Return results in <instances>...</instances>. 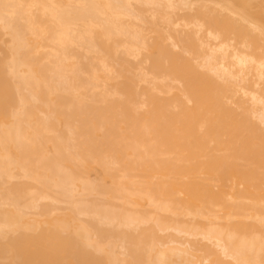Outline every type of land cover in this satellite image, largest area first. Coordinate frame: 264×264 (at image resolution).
I'll list each match as a JSON object with an SVG mask.
<instances>
[{"label": "bare ground", "instance_id": "1", "mask_svg": "<svg viewBox=\"0 0 264 264\" xmlns=\"http://www.w3.org/2000/svg\"><path fill=\"white\" fill-rule=\"evenodd\" d=\"M246 9V3L236 5L232 0H0V53L1 51L3 53L0 55V177L9 181L22 174L25 178H30H24V181L33 180V184L40 182L46 188L53 189L49 193L57 188L55 190L59 191V195L61 193L64 195L65 198L62 194L60 196L63 200H71L72 204L71 202L69 204L76 206L78 201L72 199L82 196L83 191L85 194L87 191L95 192V190L91 192V188H98L97 193L104 190L106 184L102 183L103 190H99L101 184L100 187L94 185L96 182L92 186L93 182L90 181L93 178L92 170L103 164L106 167L107 162L113 161L110 158H113L114 163L120 164L122 169L119 171L116 165L115 169L112 162L110 165H113V168L110 169L113 170L111 169L110 173L109 169L107 170L110 165L107 164L106 168L102 167L108 171L105 172L106 177L107 175L111 177V181L114 182L112 184L115 185L120 176L117 174L124 171L127 179L122 178L127 181L118 189L120 176L115 185L116 189L112 185L109 188L111 195L108 194L105 198L109 199L114 191L120 190V197L123 196L121 199L125 198L126 202L133 206L137 217L123 222L125 217L121 221L120 213L116 211L119 213L116 214L113 211L115 209L109 207L115 214L109 211L116 218L118 215L119 220L114 216L109 218L107 216H111L109 212L106 216L102 214L103 219L100 217V222L108 223L110 219L109 224L116 220L117 227L130 223L140 225L149 222L152 215L156 214L158 217L156 221L161 225V229L157 228L168 232L170 229L176 230L180 235H186L187 239L190 236H198V243H190L186 237L183 238L185 241H182L169 236L171 239L166 240L167 243L160 242V245V239L158 241L152 234L145 235L148 231L152 233L153 224L150 229L148 227V231L142 229L145 231L142 234L149 236L147 239L150 236L155 238L154 242L152 240L153 243L150 239L146 240L150 243L146 257L144 252V255L141 253L143 251L141 249H144L142 244L146 245L147 242L140 240L142 243L135 245L140 238L137 236L138 240L135 241L133 237L132 243H128L130 248H127L128 245H125L126 248L124 246L123 256H126V252L127 257H130L122 259L113 250L107 251L106 264H264V52L262 54L255 52L260 46L255 35L258 33L264 38V19L261 21L256 16L255 18L249 15ZM183 10L187 12L181 14L183 16L178 15ZM146 12L151 17L144 15ZM146 17L151 18L147 22L150 20L152 23L149 24L148 30L156 31L154 26L156 28L163 26V29L167 28L169 31L165 29L167 37L164 34L161 36L157 28L156 32L160 35H152L150 40L148 35H151V32L147 34L148 31L142 27ZM259 18L261 19V16ZM152 19H157V22L153 23ZM201 32L203 37L199 34ZM196 35L201 37H195ZM4 37L7 39L4 40ZM116 37L122 39L117 40ZM115 39L116 42L119 41L117 42L119 46H122L121 50L124 49L123 52H126L125 55L136 60L131 66L129 60L123 59L131 66L126 67L123 74L119 72L122 79V75L127 79L125 83L121 82L123 80L116 83L115 78L119 76L115 75L116 72L112 74L115 68L114 66L112 69L114 65L112 61L115 60L109 62L119 48ZM165 39L172 42L173 49H175L173 46H179L181 43L183 48L178 49H182L183 54L169 49V45L164 42ZM75 43L76 45L78 43V49L82 46L81 48H85L84 52H93L99 57L95 56L99 60L97 64L101 71L92 70L91 77L86 76L89 78L87 82L81 79L82 68L80 70L73 68L74 55L68 48L73 47ZM2 44L5 47L4 45L2 47ZM70 44L73 45L69 46ZM100 51L105 54L102 55ZM110 52H113L112 55ZM184 52L191 56L184 57L186 55ZM121 53L117 54L120 56ZM81 60L83 62L84 59L80 57L79 63ZM119 65L123 64L118 62L116 66ZM146 65L150 68L152 79L151 76L148 78L149 71L145 72ZM204 68L208 71L203 72ZM133 69L140 75L139 84L136 78L134 79L137 82L129 79L131 73H135ZM103 70L107 74L102 72ZM141 82L145 84L150 82L153 87L149 88L146 85L147 88L144 85L143 90L140 87L139 91L135 87ZM176 82L182 87L179 85L180 88L177 87ZM89 85L90 90H93L92 96L95 92L101 94L102 91L104 97H109V94L115 97L119 94L123 98L120 97L119 101L118 99L112 101V98L105 101L102 94H99L98 97L103 101L98 100L102 101L101 103L106 102L104 106L102 105L103 108L99 107L101 105L97 96L93 97H96L95 101L99 105L97 107L88 105L84 101L86 97L81 87L89 88ZM154 89L167 96H157L153 93ZM25 90L28 91V95ZM60 90L61 94L67 90L73 95L71 106H68L69 103L63 95H58L55 99L53 94ZM90 90L88 92H91ZM143 96L144 99L140 98ZM32 98L39 103L38 106L32 103ZM65 104L66 109L63 108ZM68 107H72L71 111ZM37 109H43L42 111L54 116H64L65 119L61 123H66L68 128L71 126L69 129L74 130L71 131L78 139L77 141L72 138L79 147L75 148L76 146H73L75 143L70 141L72 147L78 151L81 149V152L70 153L71 155L67 153L68 157L64 156L66 150L63 148L67 146L68 141L64 145L62 139L59 142L57 137L49 135L54 128V124L50 123L52 117L49 122L43 120L38 116ZM67 109L70 112L64 113ZM69 135L73 136L71 133ZM49 143H52L54 149H50ZM61 149L64 153L62 157ZM67 149L70 152L75 151L71 147ZM54 150L59 158L51 156L50 152L54 155ZM76 154L81 158L78 160H82V165L79 164L82 166L81 169L77 162L76 165L73 163L76 161L73 158ZM107 158L112 161L106 162ZM71 159H74L72 167L69 164ZM68 161L69 163L63 165V162ZM65 166L67 168L70 166V171L65 170ZM71 168L75 171H71ZM116 170L119 171L117 174ZM114 173L116 177L113 176ZM136 177L139 179L135 180ZM1 183L4 185L6 182ZM20 183L21 181L19 184L13 183V191L23 190L24 183ZM31 186L34 187L32 184ZM109 189L107 188V192ZM31 190H33L31 194L28 193ZM31 190H27L28 195L35 194L36 190L33 188ZM38 190L41 195L36 192L38 196L36 199L47 200V197L52 199L51 194H48L49 190L44 188L47 193H44V190L41 193L39 188ZM105 190L103 191L105 194H100L106 195ZM118 192L113 194L116 199H120L117 196ZM5 198L7 199L6 196ZM5 198L0 200V210L3 208L2 205L7 203L6 200L1 202ZM20 199L22 202L21 197ZM33 199L35 197L28 198L34 202ZM108 199L107 202L110 203ZM121 199L118 202H114L113 199L111 206L119 205L120 209L122 205L117 203L123 202ZM25 203L24 209L27 207L32 211L39 208L37 203L36 208L35 203L28 204L30 208ZM11 204L14 205L15 212L6 210L5 205L6 209L0 211V231L6 233L16 230L17 233L23 227L20 231L24 233H18L19 235L11 239L8 245L1 247L0 252H12L13 261L11 257L9 259L13 264L101 263L100 258H96L95 254L87 250L86 245H91L93 235L90 234L88 225L85 226V221L81 225L85 217L80 221L82 216L80 219L76 216L81 212L80 215L84 216L87 211H82L81 208L80 212L77 211L79 214L75 213L79 221L74 219L75 217L72 218L79 224L78 227L75 225L77 227L75 232L73 231L75 228L70 227V223L67 224V219L65 222L61 220L64 216L58 221L53 218L56 212L53 213L52 209H47L52 213L46 208L41 212L37 211L40 217H48L49 221L45 219V223L43 217L39 218L37 214L30 218L31 212L29 211L27 215L24 211L28 209L23 211V205L18 204L16 200ZM88 205L90 207L91 204ZM145 206H149L150 209H145ZM92 211L91 213L95 215L98 212L96 208ZM91 213L89 212L90 217ZM97 214L101 215L99 212ZM36 217L38 220L34 221ZM51 217L53 221L55 219L54 222L49 219ZM31 219L35 224L29 223ZM91 219L86 221L89 225L93 224L94 219ZM157 222L155 224L159 225ZM47 223L50 225L46 226ZM36 224L39 226L41 224V229ZM67 225H70L71 231L67 232ZM112 228L107 229L110 231ZM27 229L29 231L33 229V232L28 234ZM37 229L39 230L34 234ZM98 229L99 227L97 232H100ZM64 230L67 234L70 232L74 235L64 236L66 233L63 234ZM129 233L131 232L126 235ZM102 237L106 238L105 235ZM201 240L207 241L208 244ZM187 241L190 244H187ZM210 242L212 246L209 245ZM93 243L95 245V241ZM96 246L103 250V246L97 243Z\"/></svg>", "mask_w": 264, "mask_h": 264}, {"label": "rangeland", "instance_id": "2", "mask_svg": "<svg viewBox=\"0 0 264 264\" xmlns=\"http://www.w3.org/2000/svg\"><path fill=\"white\" fill-rule=\"evenodd\" d=\"M226 1H227V0H226ZM228 1H229V0H228ZM232 2L235 3L236 5H239V3H243V2L246 3V4H247V9H246V11L248 12L249 15H251V16H253V17L256 16V17H257L259 20H261V21H262V19H264V10H263L264 8H262V7H264V6H263V4H264V1H263V0H242V1H241V0H232ZM136 6H137V5H136ZM138 7H139V6H138ZM147 12H149V11L147 10ZM147 12H146V14L144 13V15H148L147 17H151V16H149V14H148ZM180 12H181V11H180ZM180 12H179L178 15L183 16V15H181V14H185V12H187V10H186V11L183 10L181 13H180ZM183 12H184V13H183ZM252 13H253V14H252ZM259 15L261 16V19L259 18V17H260ZM258 16H259V17H258ZM147 17H146V21L144 22V24H142V25H144V26H142V27H143L145 30L148 31V32L145 31L147 34H148L149 32H151V35H150V34L148 35L149 38H151L152 35H156V36H157V35H160V34H158L159 32H161V36H163V34H164L165 36L168 35V33H167V32H169L168 29L165 28V29L167 30V32H166V30L163 29V26H162V27H161V26H160V27H157L158 30H159L158 33L156 32V31H157V28H156V26H154V25H153V26L155 27V30H156V31L148 30V29H150V28H149V24L152 25V23H150V22H151V21H150L151 18H148V19H150V20H149V22H147V21H148ZM175 17H176V16H175ZM256 17H255V18H256ZM152 21H153V23H154V21L157 22V19H156V20H155V19H152ZM263 21H264V20H263ZM262 23H263V22H262ZM263 24H264V23H263ZM157 25H158V24H157ZM153 26H152V27H153ZM152 27H151V29H152ZM160 29L165 30V32H164L163 30L161 31ZM153 30H154V29H153ZM155 32H156V33H155ZM162 32H163V33H162ZM153 33H154V34H153ZM202 33H203V32H201V33H199V34L203 37ZM255 34H256V33H255ZM200 35H196L195 37H197V36H198V37H201ZM165 36H164V37H165ZM120 37H121V36H120ZM120 37H119V38H120ZM154 37H155V36H154ZM166 37H167V36H166ZM195 37H194V38H195ZM255 37L258 38V39H256V40H257V43L261 46V47H260V46L257 45L258 48H259L260 50L257 49V51H255V52H256L257 54H262V53L264 52V38H263L260 34L258 35V33H257V35H255ZM4 38H5V37H4ZM6 39H7V38H5L4 40H6ZM116 39H117V37H116ZM116 39H115V42H116ZM120 39H122V38H120ZM120 39H117V40H120ZM150 40H152V38H151ZM167 41H168V42H167ZM117 42H119V41H117ZM117 42H116V44H118ZM164 42H165V44L169 45V49H171L172 51L182 53V49H178V48H183V47H181V46H182L181 43H179V46H173V47L175 48V49H173V48H171L172 45H173V44H171L172 42H170L168 39H165ZM169 42H170V43H169ZM4 44H5V43H4ZM4 44H2V47H3ZM72 45H73V44H72ZM72 45L70 44L69 46H72ZM118 46H119V44H118ZM4 47H5V45H4ZM81 47H82V46H80V49H78V48H79V45H78V43H77V45H76V43H75V44L73 45V47L68 48V51L71 52V54L74 55V57H73V61H74L75 67H74V65H73V68H75V70H77V69L80 70V68H82V70H81V72H80V73H81L80 76L82 77L81 79H82L83 81L86 80V82H87V80L89 79V78H87V77H89V75H90V77H91L92 70H94V69L97 70V69H98V70L101 71V68H100L99 65L97 64V62H99V60H98L99 57L96 56V55H98V54L94 55V53H93L91 50H90V51H91L93 54L90 53L89 51H87V53H86V52H84V49H85V48L83 49V48H81ZM115 47H116V46H115ZM120 47H122V46H119V48L117 47L118 49L116 48V49L118 50V51H116V53L110 52L111 55H112V53H113V56H111L112 58H110L109 55L107 54L108 57L111 59V60L109 59V62L112 61L113 59H114L115 61H116V58L118 59V60L116 61L117 63H115V61H112V63L114 62V65H112V64L110 63V64L113 66L112 69L114 68V66H115L114 70L117 69V71H114V70H113V71H112V74H113L114 72H116V73L118 72V74L115 73V75H118V76H119L117 79L115 78L116 83H118L119 80H120V81L123 80V81H121L122 83H123L124 81L127 80V79L124 77V75H122V76H123V79H122V77H120L121 75L119 74V72H120V73L122 72V74H123V71H125V68H126V67L129 68L128 66H130V65L132 66V64H134L133 62L136 61L135 59L133 60L132 57H130V56H128V55H125L126 52L124 53V52H123L124 49L121 50L122 48H120ZM176 47H177V48H176ZM3 49H4V48H3ZM75 49H76V50H75ZM116 49H115V50H116ZM176 49H177V51H176ZM261 49H262V50H261ZM72 50H73V51H72ZM79 50H80V51H79ZM81 50H82V51H81ZM86 50H87V49H86ZM94 50H95V49H94ZM179 50H180V51H179ZM258 50H259V51H258ZM74 51H75V52H74ZM78 51H79V52H78ZM96 51H97V53H98V50H97V49H96ZM113 51H114V50H113ZM72 52H73V53H72ZM83 52H84V53H83ZM88 52H89V54H88ZM100 52H101V51H100ZM105 52H106V51H105ZM121 52H122V53H121ZM258 52H259V53H258ZM1 53H2V51H1ZM1 53H0V55H1ZM79 53H80L81 56L79 55ZM81 53H82V54H81ZM95 53H96V52H95ZM106 53H107V52H106ZM117 53H121V55L119 56ZM2 54H3V53H2ZM87 54H88V55H87ZM101 54H102V52H101ZM101 54H99V55H101ZM103 54H105V53L103 52ZM103 54H102V55H103ZM114 54H116V55H114ZM182 54H183V53H182ZM184 54H186V55H184V57H185V56H186V57L191 56V55H189L188 53H185V52H184ZM187 54H188V56H187ZM4 55H5V53H4ZM77 55H78V56H77ZM86 55H87V56H86ZM102 55H101V56H102ZM117 55H118V56H117ZM1 56H2V55H1ZM95 56L98 57V58L96 59ZM104 56H105V55H104ZM116 56H117V57H116ZM125 56H127V57H125ZM75 57H76V58H75ZM80 57H81V59H84L83 62H84L85 60L87 61L88 58H89V59H88L87 62H85V64L82 62V60H81L80 63H79ZM105 57L108 58L107 56H105ZM121 57H122V58H121ZM123 57H124V58H123ZM90 58H91V59H90ZM125 58H126L127 60H129L130 65H127V62H128L127 60H124V61H126V62L123 61V59H125ZM78 59H79V60H78ZM92 59H93V60H92ZM94 59H96V62L94 61ZM131 59H132V60H131ZM76 60H78V61H76ZM97 60H98V61H97ZM107 60H108V59H107ZM89 61H91V62H90L91 64L89 63ZM122 61H123V62H122ZM46 62H48V61H46ZM77 62H78V63H77ZM118 62H121L123 65H125V67H124L123 65H121V66H120V65H119V66H116V65H118ZM87 63H88V64H87ZM124 63H126V64H124ZM83 64H84V65H83ZM119 64H120V63H119ZM149 64H150V63H149ZM147 65H148V64H147ZM147 65L145 66V72H148V71H149V74H148L149 77H148V78H150V76H151V79H152V75H150V68H148V67H150V65H148V67H147ZM76 66H78V67H76ZM85 66L88 67V68H86ZM95 66H96V67H95ZM97 66H98V67H97ZM131 66H130V67H131ZM89 67H90V68H89ZM117 67H118V68H117ZM119 67H120V68H119ZM146 67H147L149 70H148ZM123 68H124V69H123ZM200 68H202V67H200ZM86 69H87V70H90V72H87ZM121 69H122V71H121ZM84 70H85L86 72H85ZM119 70H120V71H119ZM130 70H131V68H130ZM130 70H129V71L127 70V72H130ZM133 70H134L133 72H135V73H134L135 75H134L133 73H131L132 76H130V78H129V74H130V73H129V74H127V76H128L129 79H132V80H133L134 78H136V80L138 81L139 78H140V75L138 74V75H139V76H138V75H137L138 72L135 71V69H133ZM199 70H201V69H199ZM201 71H202V70H201ZM204 71L207 72V71H208L207 68H206V69L204 68V69H203V72H204ZM102 72H105V70H103ZM102 72H101V73H102ZM131 72H132V71H131ZM136 72H137V73H136ZM49 73H50V72H48V74H49ZM84 73H85V74H84ZM101 73H100V74H101ZM105 73L107 74V72H105ZM125 73H126V72H125ZM50 74H51V73H50ZM102 74H103V73H102ZM106 74H105V75H106ZM115 75H113V76H114V77H117V76H115ZM86 76H87V77H86ZM125 76H126V75H125ZM134 76H135V77H134ZM85 77H86V78H85ZM132 77H133V78H132ZM138 77H139V78H138ZM119 78H121V79H119ZM124 79H125V80H124ZM129 79H128V81H129ZM151 79H149V80H151ZM54 80H55V79H54ZM134 80H135V79H134ZM136 80H135V81H136ZM147 80H148V79H147ZM149 80H148V81H149ZM14 81H15V80H14ZM56 81H57V80H55V82H56ZM135 81H134V82H135ZM137 81H136V82H137ZM148 81H147V82H148ZM55 82H54V84L57 83V82H56V83H55ZM126 82H127V81H126ZM150 82H151V81H150ZM150 82H149V84H148V83L145 84V82H141L140 85H138V87H135V88H136L137 90H139V91H141V88H140V87H142V90H143L144 85H145V87L148 86L149 88H151V87H153V85H151V83L153 84V82H151V83H150ZM79 83H80V82H79ZM122 83H120V85H122ZM124 83H125V82H124ZM137 83L139 84V81H138ZM137 83H135V84H137ZM142 83H144V84H142ZM176 83H177V82H176ZM176 83H175V84H176ZM178 83H179V82H178ZM178 83H177V87H179V86L182 87V85H180V84H178ZM141 84H142V85H141ZM146 85H147V86H146ZM150 85H151V86H150ZM178 85H179V86H178ZM86 86L88 87V84H87V83H86ZM261 86H263L262 83H261ZM148 87H147V88H148ZM180 87H179V88H180ZM139 88H140V89H139ZM81 90H83V92H84V94H85V97H86L85 100H84V101H86L85 103H88V105L90 104L91 106H95V105H96V107H97V105H99V103L96 102L98 99H100V98H99V97H100V96H99V94H100L99 92L96 93V92H95L96 90H94L95 93H94L93 96H97V100H96V97L94 98V97L92 96V91H93V90H92V89L90 90V85H89V88H86V87H85L84 89H82V87H81ZM89 90H90L91 92H88ZM97 91H100V90H97ZM153 91H154L153 93L156 94V95L159 96V97H163V96L165 97V96H167L165 93L160 92L158 89H154ZM24 92H25L26 94L28 93L27 90H25ZM58 92H60V94H59ZM58 92H56L57 94H56V93L53 94V96L55 97V99H57V96H58V95H61V96L63 95V96L66 98L67 103H69V104H68V106H69V105H70V102H72V97H73V95H71V93H70L69 91H67V90H66V91L64 90V92H63L64 94H61V92H62L61 90L58 91ZM81 92H82V91H81ZM83 92H82V93H83ZM90 93H91V94H90ZM102 93H103V92L101 91V94H102ZM159 93H161V95H160ZM28 94H29V93H28ZM28 94H27V95H28ZM55 94H56V95H55ZM88 94H89V95H88ZM101 94H100V95H101ZM117 95H119V94H117ZM117 95H116L115 97H114V95H112L113 97H111V95L109 94V97H104V95L102 94V97L105 98V101H106V100H109L110 98H112V101H113L114 99H115V100L118 99V101H119V99L121 100L120 97H122V95H119L118 98H116ZM98 96H99V97H98ZM107 98H108V99H107ZM122 98H123V97H122ZM140 98H143V99H144L145 96L140 97ZM55 99H54V101H55ZM32 100H33V98L31 99V101H32ZM58 100H59V98H58ZM95 100H96V101H95ZM100 100L103 101V99H100ZM140 100H142V99H140ZM54 101H53V102H54ZM56 101H57V100H56ZM56 101H55V102H56ZM87 101H88V102H87ZM98 101H99V100H98ZM102 101H101V102H102ZM105 101H104L103 103H101V102L99 101V102H100V105H101V106H99V107H102V105L104 106L105 103H106ZM55 102H54V103H55ZM95 102H96L97 104H96ZM107 102H108V101H107ZM32 103H33L34 105H35V103H36V106L39 105V103L37 104V102H35L34 100L32 101ZM57 103H58V102H57ZM57 103H56V104H57ZM65 105H66V106H65ZM65 105H63V106H64L63 108L67 107V104H65ZM70 106H71V105H70ZM106 106H107V105H106ZM27 107H29V106H27ZM61 108H62V106H61ZM68 108H69V107H68ZM71 108H72V107H71ZM71 108H69L70 111H71ZM102 108H103V107H102ZM104 108H105V107H104ZM143 108H144V107H143ZM65 109H66V108H65ZM37 110L39 111V113H37V114H39L38 116H39L40 118H43V120L46 119L47 122H49L50 118L52 117L51 120H50V123H53V124H54V128H53V130L49 133V135H51V136L54 135V137H57V138H58L57 140H59V142H61V139H62V141L65 142V143H63L64 145H66V141H68L67 146H64V145L61 143L62 146H64L63 150H64V149L66 150V154L64 155V153L62 152V149H61L60 154L63 153V154L61 155V157H62L63 155L66 156V157H68V154L71 155V154H73V153L75 154V152H76V153L81 152V149H80V151H78V149L75 150V148H78L79 146L77 147V144H76L75 141H74V140L77 139V138H75V136H74V132H72V131H74V130L71 129V130H72V131H71V130L69 129L71 126H69V128H68V125H67L66 123H64V122L61 123V122L64 121V119H65L64 116H56V115L54 116V115H52L51 113L49 114V113L46 112V111H45V112L42 111L43 109H42V110L37 109ZM61 110H64V109H61ZM67 110H68V109H67ZM67 110H65V111H67ZM69 110H68L67 112L64 111V113H69V112H70ZM55 117H56V118H55ZM61 117H62V118H61ZM58 118H59V119H58ZM60 120H61V121H60ZM72 120H73V119H71V124L73 123ZM74 121H76V120L74 119ZM256 122L258 123L259 121H256ZM75 123H76V122H75ZM75 123H74L73 125H75ZM64 124H66L67 126L64 125ZM77 124H78V122H77ZM73 125H72V126H73ZM259 125L261 126L262 124H259ZM75 126H76V125H75ZM73 127H74V126H73ZM73 127H72V128H73ZM263 127H264V125H263ZM69 130H70V131H69ZM69 132H70L71 134H73V136H72V135H69V134H70ZM101 133H102V132H101ZM62 135H63V136H62ZM67 136H68V137H67ZM76 136H77V135H76ZM60 137H61V138H60ZM62 137H63V138H62ZM64 137H65V138H64ZM73 137H74V138H73ZM68 138H69V140H68ZM72 138H73L74 140H73ZM63 139H64V140L66 139V140L64 141ZM71 139H72V140H71ZM99 139H100V138H99ZM70 141H71L73 144H74V143H75V144H74V145L71 144ZM77 141H78V139H77ZM69 142H70V143H69ZM68 144H69V145L71 144V145L68 146ZM72 145H73L74 147H75V146H76V147L74 148V147H72ZM49 146H50V149L53 148V147H52V143H49ZM65 147H66V148H65ZM67 147H68V148L71 147V149L74 148V149H72V150H75V151L70 152V150L67 149ZM53 149H54V148H53ZM53 149H52V150H53ZM52 150H51V151H52ZM65 150H64V151H65ZM72 150H71V151H72ZM77 151H78V152H77ZM67 153H68V154H67ZM70 153H71V154H70ZM50 154H51V156H55V157L59 158V157H58L59 155L55 152V150L53 151V154H54V155H52V152H50ZM56 155H57V156H56ZM79 155H80V153H79ZM71 157H72V156H71ZM106 157H107V156H106ZM73 158H75L76 161H74V159H71V160H69L70 163H69V161L66 162V163L63 162V165L69 163L70 166L72 167V161H74L73 163H74L75 165H76L75 162H77V165H78V166L82 165V164H81V163H82V160H81V161L78 160V159H81L80 156H79V158H78V154H76V157L73 156ZM109 158H110V156H109ZM109 158L105 159L106 162H107L108 160L112 159L113 161H112V160H110V161H112V162L114 163V159H113V158H110V159H109ZM78 161H79L80 163H79ZM112 162H107V164L110 165V163L112 164ZM79 164H80V165H79ZM100 164H101V163H100ZM107 164H106V167H107ZM101 165H102V164H101ZM115 165L119 168V171H120V169H122V166H121L120 164L114 163V167H115ZM70 166H68V167L70 168ZM94 166H96V165H94ZM103 166H104V164H103L102 166H100V165H99V166H96V167L94 168V170H92V171H93V175H92L93 178L91 179V177H90V179H91L90 181L93 182V183H92V186L96 185V187H98V186L100 187V184H101V187L99 188V190H100V189L103 190V187H104L103 184H104V185L106 184L105 187H104V190H105V188H106L105 191H106L107 194H106V195H101V194H105V193H103L104 190L101 191V192L98 191V192H100L101 194H100V193H97V189H98V188H96V189H95V188H91L90 191L92 192V190H95V192L90 193L89 191H87L88 187L86 186V187H87V189H86L87 192H85V194H84V191H83L82 196L80 195V197L78 196L79 198H74V199H72V201H73V200H74V201H78V203L76 204V206H75V204H73V206L69 204V203L71 202V200H66V201L63 200L64 195L61 193V194L63 195V197H60L61 194L59 195V193H58L59 191H58V190H55V189H57V188H54V191H53V192H56V191H57L56 193H54V194H53V192H52V193H49V192H51L53 189L51 190V189L46 188V187H45L44 185H42V183H40V182H38L37 184L40 185V186H43L45 189L49 190V191H48V194H49V195L51 194V196H53V197L50 196V198H52V199L54 198V199H56V200L53 199V201H52V199H49L48 197H47V200H43V199H42V200H41V199L39 200V199H36V198H38V196L36 195V192H37L38 194H40V191H39V190L37 191V189L39 188V189L41 190V193H43L44 188H42V187H40V186L38 187L37 184H33V182H32L33 180H31V181H26V180H25V181H26V182H25V181H24V178H25V177L22 176V174H18V175H16L15 177H17V178H15V180H12V179H11L12 181H11V180L7 181L6 178H5V180H6V181H5V180H4V177H3V178L0 177V179H1V181H0V188H1V189H0V197H1L0 200H2V198H5V196L7 197V199H9V200H7V199L5 198V199H3V201H1V202H5V200H6V202H7L8 204H7V203L4 204L5 207L7 206V209L4 207V205H2L3 208H1L0 211H2L3 209H6V210H12V211L15 212V211H16V210H15V207H14V205L11 204L14 200H16L17 203L20 204V205H21V204L23 205L25 202L27 203V204L25 203L26 205H28V204L31 205V204H34V203L37 201L36 203H37V206H39V208H38V207L36 208V203H35L34 206H35L36 209L32 210L33 212L30 211L27 207H26V208L28 209V211L25 210V209H26V208L24 209V206H25V205L22 206V207H23L22 210H23V211L25 210L24 212H27V215H29V213L31 212L32 214L30 213V215L32 216V215H34V214H37V211H39V210H40L39 212H41V210L43 211L44 208H46V210H47L48 208H49V209H52L51 211H52L53 213L56 212V213H55V216H57L58 219H57V217H55V216H54L53 218H55V219L58 221L59 219H61V218L64 216V217H63L64 219H61V220H64V222H65V219H67V221H66L67 224H68V223L71 224V226H70V225H67V228H68L69 226L75 228L73 231H75V230L77 229L78 225H79V224L77 223V222L79 221V220L77 219V217L80 219L81 216H82V218L80 219V221L85 217V218L88 219V220H86V219L84 218V219L82 220V222H81V225H82V223H84V221H85V223H84L85 226L88 225L87 228L89 229L90 234L93 235V236H92L93 238L91 237V238L93 239L92 241H93V242L95 241V245H94V243H93L92 241H91V245H88V244L86 245V246H87V250L89 249V250H88L89 252H91L93 255L95 254L94 256H95L96 258H100L102 264H106V262H107V261H106V255L108 254L107 251H111V250H113L117 255H119L118 257H120V258H122V257H123V258H125V257H126V258L130 257V256L127 257L126 252H125V255H126V256H123V255H124L123 252L125 251V248H126L127 245H128L127 248H128V247L130 248L129 244L132 243L131 240H132L133 237H134L135 241L138 240V238L140 237L139 240H138V242H135V245L138 244V243H139V244L142 243V242H139L140 240L143 241V242H144V241L147 242V241L150 239V242L153 243V242L155 241V240H154L155 238H157L158 241H159V239L161 240V241H159V244H160V242H165L166 240H168V239H169V236H171V238L175 237V239L182 240V241H185V240H184V239H185L184 237H186V239H187V236H186V235H185V236H182V234L180 235V233H179L178 231H176V230H171V229H170L169 232H168V231H165V230H164V231H163V230H160V229H161V225H160L159 221H158V222L156 221V219L158 218V217L156 216V214H155V215H154V214L152 215L153 217L155 216L154 218H153L152 216H151V217H152V219H155L154 221L157 222L160 226L157 225V224H155V222L152 221V219L149 220V222H143V224H140V225L137 224V223H130V224L125 225V226H124V225H121V226L118 225V227L115 226V224L117 223L116 220H115L114 222L112 221L114 224H113V223H110V224H109L110 219H109V222H108V223H107V221H101V222H100V217L102 216V214H105V216H106V215L109 214V212L112 211L113 209H115V210H113V211H114L116 214H119V213H120L119 215L121 216V218H120V220L122 219L121 221H123V220L125 219L123 222L128 221L130 218L137 217L136 213H134L133 206H132L131 204H129V202H126V199H125V198H124L125 201H124V199H121L123 196L120 197V190H116V191H119V192H118L119 195H117V196L120 197V199H121L123 202H125V203H123V202L120 201L119 203H117V205H118V204L122 205L121 208H120L121 210L118 208L119 205H118V207H115L114 205L111 206V205H112L111 202H112L113 199H114V200H113L114 202H116V201L118 202V200H120L119 198L116 199V198L113 197V194H115L116 191H114L115 193L112 194V197H113V198H112L111 196H109V199L107 198L108 201H111V202H110L111 204H110L109 202H107V199H106L105 197H108V196H107L108 194L111 195V194L109 193V192H111V191H110L111 189H109V188H111L112 185H113L114 188L116 189L115 185H116V182H117V180L119 179V177L121 176V178H122V177H123V178L125 177V179H127V178H126V175H127V174L125 175V172L122 171V170H121V171H122V172H121L122 174H120V173L117 174V172H119V171L116 170L115 172H116L117 176H119V175H120V176L117 178V180H116V182H115V185H114V184H112L113 180L111 181V179H110L111 177H108V175H107V177H106V175H105V172H108V171H109V172L111 173V171L113 170V169H112V168H113V167H112L113 165H112V166L110 165L109 168L107 167V170L109 169L108 171H107V170H104V169L102 168ZM75 167H77V166H74V168H75ZM104 167H105V166H104ZM106 167H105V168H106ZM110 167H112V168H111L112 170L110 169ZM69 168H67V166L64 167L65 170H66V169L68 170ZM74 168H73V170H72V168H71V171H75ZM81 168H82V166H80V169H81ZM77 169L80 170L79 168H77ZM115 169H116V167H115ZM78 170H76V171H78ZM69 171H70V169H69ZM92 171H91V173H92ZM123 173H124V176H122ZM107 174H108V173H107ZM116 174L114 173L113 176H115ZM132 174H133V173H132ZM134 174H136V173L134 172ZM109 176H111V175H109ZM128 176H129V175H128ZM20 177H22V178H20ZM115 177H116V176H115ZM121 178H120V181L122 182V185H121V182L118 181V182H120V184L118 183V186H117V188L119 187L118 189H120V187L123 186V182H124V181H125V182L127 181V180H124L123 178H122V179H123V181H122ZM2 179H3L4 181H3ZM25 179H30V178H25ZM113 179H115V178H113ZM136 179H139V178L136 177L135 180H136ZM10 181H11L12 184L9 183ZM20 181H21L20 184L24 183V184H23V188H22L23 190H22L21 192H15V191H13V186H14V184H19ZM104 181H105V182H104ZM114 181H115V180H114ZM1 182H3V183L6 182V183L3 185ZM7 182H8V183H7ZM27 182H28V183H27ZM30 182H31V183H30ZM34 182H36V181H34ZM95 182H96V183H95ZM125 182H124V183H125ZM13 183H14V184H13ZM29 183H30V184H29ZM39 183H40V184H39ZM94 183H95V184H94ZM102 183H103V184H102ZM113 183H114V182H113ZM31 184H32L34 187H32ZM90 184H91V183H90ZM93 184H94V185H93ZM125 184H126V183H125ZM6 185L9 186V187H7ZM11 185H12V187H10ZM27 185H28V186H27ZM110 185H111V186H110ZM119 185H120V186H119ZM1 186H4V187H1ZM5 186H6V187H5ZM26 186H27V187H26ZM29 186L36 190V192H35L34 195H33V194L30 195L31 192H32L33 190H31L32 188H30ZM88 186H90V185H88ZM125 186H126V185H125ZM37 187H38V188H37ZM132 187H133V186H132ZM7 188H8V189H7ZM10 188H11L12 191L9 192V189H10ZM36 188H37V189H36ZM51 188H52V187H51ZM107 188L109 189L108 192H107ZM28 189H29V191H30V190H31V191L28 192V191H27ZM79 189H80V188H79ZM89 189H90V188H89ZM128 189H130V188H128ZM7 190H8V191H7ZM47 190H46V191L44 190V191H45L44 193H47ZM113 190H114V189L112 188V191H113ZM126 190H127V189H126ZM79 191H80V190H79ZM13 192H14V193H13ZM27 192L30 193V194H29L30 196L28 195ZM88 192H89V193H88ZM121 192H123V191H121ZM12 193L15 194V195H13ZM26 193H27V194H26ZM86 193H87V194H86ZM111 193H112V192H111ZM52 194H53V195H52ZM55 194H57L56 197L54 196ZM80 194H81V193H80ZM88 194H89V195H88ZM116 194H117V193H116ZM122 194H124V192H123ZM16 195H17V196H16ZM19 195H20V196H19ZM35 195H36L37 197H36ZM40 195H41V194H40ZM40 195H39V196H40ZM78 195H79V194H78ZM124 195H125V194H124ZM22 196H23V197H22ZM24 196H26V198H24ZM33 196L35 197V199H33V200H35V201H34V202L29 201L28 198H31V199H32V198H34ZM58 196H59L60 200H59V198L57 199ZM13 197H14V198H13ZM20 197L22 198V202H24V203H22V202L20 201V200H21ZM75 197H76V196H75ZM83 197L85 198V201H84V198H83ZM110 197H111V200H110ZM61 198H62V199H61ZM64 198H65V197H64ZM11 199H12V200H11ZM26 199H27V200H26ZM77 199H78V200H77ZM115 199H116V201H115ZM61 200H62V201H61ZM27 201H29V202H27ZM54 201H55V202H54ZM57 201H58V202H57ZM68 201H69V202H68ZM91 201H92V202H91ZM31 202H32V203H31ZM40 202H41V204H40ZM63 202H65V203H63ZM67 202H68V204H67ZM95 202H97V203L94 204ZM74 203H75V202H74ZM39 204H40V205H39ZM71 204H72V202H71ZM88 204H91L90 207H88V206H89ZM92 204H94L95 207H94ZM98 204H99V205H98ZM100 204H101V206H100ZM102 204H104V205H102ZM108 204H110V205H108ZM29 205H28V206H29ZM43 205H44V206H43ZM45 205H46V206H45ZM67 205H68V206H67ZM129 205H130L131 207H130ZM69 206H70V207H69ZM71 206H72V208H73V211H72ZM74 206H75V207H74ZM30 207H31V206H29V208H30ZM57 207H58V209H57ZM91 207H94V209L91 208ZM109 207H110V209H112V210H110ZM114 207H115V208H114ZM145 207H146L145 209L148 210L149 206H145ZM40 208H41V209H40ZM53 208H54V211H53ZM81 208L83 209L82 211H85V212L87 211L88 214H87V213H86V214H87L88 216H87L86 214H85L84 216H83V215H80L82 212H81L80 214L78 213V212L81 211ZM87 208H88V209H87ZM95 208H96V210H97L101 215L98 216V214H97L98 212H96V215L93 213V214L96 216V217L94 218V217H93V214L91 213V211H92V210L95 211ZM91 209H92V210H91ZM104 209H105V210H104ZM131 209H132V210H131ZM149 209H150V208H149ZM78 210H79V211H78ZM106 210H107V211H106ZM109 210H110V211H109ZM118 210H120V211H118ZM122 210H123L124 212H123ZM3 211H4V210H3ZM29 211H30V212H29ZM47 211H50V210H47ZM51 211H50V212H51ZM77 211H78V212H77ZM93 211H92V212H93ZM113 211H112V212H113ZM116 211L119 212V213H117ZM121 211H122V213H121ZM35 212H36V213H35ZM52 212H51V213H52ZM89 212L91 213V216H92V217L89 216ZM105 212H106V213H105ZM112 212H110L111 216H110V215H107L109 218L114 216V215L112 214ZM114 212H113V213H114ZM75 213H76V214L78 213L80 216H79V215H76ZM115 213H114V214H115ZM11 214H12V213H11ZM58 214H59V215H58ZM69 214H70V217H69ZM121 214H122V215H121ZM126 214H127V215H126ZM53 215H54V214H53ZM53 215H52V216H53ZM67 215H68V216H67ZM71 215H72V217H71ZM75 215H76L77 217H75ZM149 215H150V214H149ZM38 216H39V215L37 214V217H38ZM103 216H104V215H103ZM29 217H30V216H29ZM34 217H35V215H34ZM37 217L35 218L34 221L38 220ZM42 217H43V216H42ZM42 217L39 216V218H42ZM66 217H67V218H66ZM74 217H75V218H74ZM114 217L116 218V216H114ZM123 217H125V218L123 219ZM30 218H33V216L30 217ZM51 218H52V217H51ZM51 218H49V219H50L51 221H53V218H52V219H51ZM72 218L77 219L78 221H75V220L72 219ZM90 218H92L91 220L94 219V220H93V224H91V225H89V222H86V221H90V220H89ZM98 218H99V219H98ZM118 218H119V217H118V215H117V218H116V219H118ZM45 219L48 220V217H47V218H44V217H43V219H42V220H44V222L46 223V220H45ZM55 219H54V221H55ZM97 219H98L99 222L97 221ZM102 219H103V218L101 217V220H102ZM105 219H106V218H105ZM27 220H29V218H27ZM31 220H32V219H31ZM31 220L29 221V223H32V222H33V220H32V221H31ZM39 220H41V219H39ZM106 220H107V219H106ZM118 220H119V219H118ZM157 220H158V219H157ZM48 221H49V220H48ZM54 221H53V222H54ZM57 221H56V222H57ZM69 221H70V222H69ZM96 221H97V222H96ZM150 221H152V223H150ZM27 222H28V221H27ZM53 222H52V223H53ZM64 222H63V224H65ZM115 222H116V223H115ZM33 223L35 224V222H33ZM40 223H41V222H40ZM59 223H60V221H59ZM94 223H95V224H94ZM141 223H142V222H141ZM145 223H146V224H145ZM48 224H49V223H47L46 226H47ZM56 224H58V223H56ZM86 224H87V225H86ZM99 224H100V225H99ZM112 224H113V228H112V226H111ZM151 224H152V225H151ZM153 224H154V226H153ZM32 225H33V224H32ZM36 225H38V224H36ZM36 225H35V226H36ZM43 225H44V228H45V227H46L45 224H43ZM49 225H50V224H49ZM75 225H76L77 227H75ZM92 225H94V226H92ZM108 225H109V226H108ZM116 225H117V224H116ZM134 225H135V227H134ZM156 225H157V226H156ZM40 226H41V224H40ZM40 226L38 225V227H40ZM90 226H91L92 228H91ZM105 226H106V227H105ZM114 226L116 227V229H115ZM119 226H120V227H119ZM142 226L145 227V228H142ZM146 226H147V228H146ZM151 226H153L154 228H151ZM41 227H42V226H41ZM41 227H40V229H41ZM48 227H49V226H48ZM65 227H66V226H65ZM70 227H69V229L66 228L67 232L72 230ZM98 227H99L98 230H100V232H99V231L97 232V228H98ZM136 227H137V228H136ZM139 227H140V228H139ZM148 227H149V229H150V228L152 229V233H150V231H148V230H149ZM157 227H159L160 229L157 228ZM22 228H23V227H22ZM22 228H21L20 230H23ZM90 228L92 229L91 231H90ZM94 228H95V230H94ZM107 228H108V229H111V228H112L113 231H112V230L108 231ZM155 228H156V229H155ZM34 229H35V228H34ZM104 229H107V230H104ZM142 229H144V230H146V231H148V232L145 233V231H143ZM20 230H18L19 232L17 231V233H16V230H15V232H14L13 230H10V231H7L6 233H3L2 231H0V250H1V247H2V246H6V245H8V244L10 243L11 239L15 238L16 235L18 236V235H19L18 233H20V234H21V233H24V231L21 232ZM27 230H28V234H30L29 232H31L33 229H32V230L30 229V231H29V229H27ZM27 230H26V233H27ZM38 230H39V229H37L36 232H34V234L37 233ZM66 230L63 231V234L66 232ZM128 230H129V231H128ZM130 230H131V231H130ZM137 230H138V231H137ZM141 230H142L143 232H141ZM167 230H168V229H167ZM101 231H104L105 234H104V232H101ZM153 231H155V232H153ZM162 231H163V232H162ZM32 232H33V231H32ZM67 232L64 234V236L69 235V234H70V236L74 235L73 233H70V232H69V234H67ZM75 232H76V231H75ZM75 232H74V233H75ZM128 232H131V233H129V235H128V234L126 235V233H128ZM138 232H139V234H141V236H143L144 238L141 237V236H139ZM140 232H141V233H140ZM157 232H158V233H157ZM7 233H8V234H7ZM106 233H107V235H106ZM142 233H143V234L145 233V235H146V234H147V235L152 234V236H154L155 238H153L152 236H150V238L147 239V237H149V236H145V235H143ZM153 233H154V234H153ZM178 233H179V234H178ZM4 234H5V235H4ZM132 234H133V235H132ZM134 234H135V235H134ZM137 234H138V235H137ZM155 234H156V235H155ZM171 234H172L173 236H172ZM14 235H15V236H14ZM75 235H76V234H75ZM104 235H105L106 238L102 237V236H104ZM183 235H184V234H183ZM125 236L128 237V238H126ZM131 236H132V237H131ZM137 236H138V238H137ZM4 237H5V238H4ZM6 237H7V238H6ZM124 237H125L126 239H125ZM145 238H146V239H145ZM161 238H162V239H161ZM171 238H170V239H171ZM183 238H184V239H183ZM199 238L202 239L201 236H199ZM103 239L106 240V241H103ZM124 239H125V240H124ZM129 239H130V241H127V240H129ZM134 239H133V242H134ZM142 239H144V240H142ZM164 239H165V240H164ZM170 239H169V240H170ZM200 239H199V240H200ZM146 240H147V241H146ZM152 240H153V242H152ZM169 240H168V241H169ZM187 240L190 241V243H194V244H195V243H198V236H197V237H191V236H190V238L188 237ZM124 241H125V243H124ZM158 241H157V242H158ZM168 241H167V242H168ZM188 241H187V242H188ZM201 241H202V242L204 241V243H207V244H208V242L205 241V240H201ZM201 241H199V243H201ZM103 242H106L107 244H106V243H103ZM126 242H127V244H126ZM129 242H130V243H129ZM167 242H165V243H167ZM92 243H93V244H92ZM96 243H97V245H99V246H103V247H102V248H103L102 251L99 250V248L96 246ZM98 243H99V244H98ZM102 243H103V245H102ZM128 243H129V244H128ZM190 243L188 242L187 244H190ZM204 243H201V244H204ZM133 244H134V243H133ZM149 244H150V243H148V242L146 243V245H144V243L142 244V245L144 246V249H141V251L143 250L141 253L143 254V252H144L145 257H146V254H147V252H148L147 249H149V246H150ZM162 244H163V243H162ZM194 244H192V245H194ZM201 244H198V245H201ZM125 245H126V246H125ZM131 245H132V244H131ZM135 245H134V246H135ZM147 245H148V248H146ZM160 245H161V244H160ZM196 245H197V244H196ZM209 245L212 246L213 244L210 242ZM88 246H89V247H88ZM93 246H94V247H93ZM124 246H125V248H124ZM143 246H142V247H143ZM95 247H96V248H95ZM132 247H133V246H132ZM97 248H98V250H97ZM105 248H106V249H105ZM145 249H146V251H144ZM123 250H124V251H123ZM119 251H120V253H119ZM126 251H127V250H126ZM105 252H106L107 254H105ZM11 253H12V252H10V253H8V252H7V253H1V252H0V264H13V263L11 262V260L13 261V258H12V254H11ZM121 253H122V254H121ZM127 253H128V252H127ZM144 254H143V255H144ZM9 257H11V260L9 259ZM123 258H122V259H123ZM224 258H225V257H224ZM225 259L230 260V259H228V258H225ZM127 260H130V259H127ZM149 262H150V261H149ZM101 263H100V264H101ZM126 264H127V263H126ZM134 264H135V263H134ZM151 264H153V263H151Z\"/></svg>", "mask_w": 264, "mask_h": 264}]
</instances>
